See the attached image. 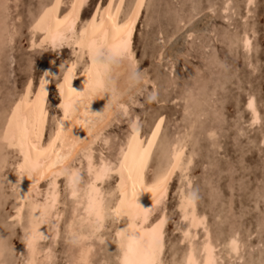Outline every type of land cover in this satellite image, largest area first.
<instances>
[{"label":"rangeland","instance_id":"rangeland-1","mask_svg":"<svg viewBox=\"0 0 264 264\" xmlns=\"http://www.w3.org/2000/svg\"><path fill=\"white\" fill-rule=\"evenodd\" d=\"M51 1L0 0V125L30 84L34 91L47 61L52 60L58 69L50 76L44 100V143L52 136L59 114L56 85L74 57L71 46H39L41 35L32 33L33 20ZM109 1L89 0L80 11L76 31ZM122 2L125 15L133 0ZM70 6L71 0H63L60 16ZM245 35L247 48L242 42ZM131 51L136 79L123 96L125 110L114 115L93 146L95 160L115 162L133 120L139 126L140 144L158 127L144 173L146 181H153L164 167V148L171 142H183V155L191 158L184 181L190 186H183L205 219L193 244L199 247L209 233L217 264H264V0H145ZM84 60L75 68L72 86ZM250 99L258 119L254 123L247 107ZM0 160V264H25L28 249L23 245L22 228L27 209L23 207L20 220L15 217L20 201L13 168L18 157L1 140ZM73 166L79 169V185H83L88 179L84 162L77 160ZM179 175L178 171L173 174L168 195L151 218L155 220L161 212L166 215L161 264H181L188 246L181 241L187 221L177 208ZM115 180V175L108 177L103 189L110 190ZM48 182L39 184L33 200H44ZM57 188L61 216L57 223L50 219L44 229L48 235L37 244L36 264H81L77 250L88 244L92 255L87 264H116L112 232L123 220L108 217L99 237L80 239L77 231L84 227L81 232L85 233L88 227L73 218L76 234H69L68 222L77 206L67 195L64 177L57 180ZM231 238L238 244L235 254L228 247Z\"/></svg>","mask_w":264,"mask_h":264},{"label":"bare ground","instance_id":"bare-ground-1","mask_svg":"<svg viewBox=\"0 0 264 264\" xmlns=\"http://www.w3.org/2000/svg\"><path fill=\"white\" fill-rule=\"evenodd\" d=\"M88 1L71 0L67 13L60 16L63 0H52L31 25L32 33L41 35L37 45L46 44L52 48L69 45L73 49L71 52L73 60L71 63L68 62L70 64L56 85L59 114L54 119L50 139L43 142V118L46 117L44 100L50 76L58 69V64L52 60L47 61V67L34 91L30 84L23 92V96H20L12 107L10 106L7 116L0 125L1 142L6 148L13 147L18 157L13 168V174L18 179L17 200L20 201L15 209V217L20 220L23 207L27 209L26 226L22 228L23 245L28 249L25 264H36L35 259L39 254L37 244L48 235L44 229L50 219L57 223L61 216V211L57 209L59 204L57 180L60 177H64L67 195L77 206L73 209V215L68 222L69 234L75 233L73 218L78 219L80 226L88 227L85 233L81 232L84 227L77 231L80 239L99 237L98 234L108 217L113 221L123 220L112 232L113 242L116 244V257L114 256L116 264H121L123 256L118 233L122 230L131 232L133 228L140 230L137 232L138 235L142 231L155 237L156 264H161L166 215L161 212L155 220L151 221V218L166 199L170 180L176 171L180 173L177 208L181 218L187 221L181 241H187L188 246L181 264H217L215 247L209 240V233H205L199 247L192 242L196 237V230L204 226L205 219L197 213L192 193L186 192L183 186L191 163V158L183 155V142H171L164 148L162 154L165 164L163 163L164 167H160L153 181H146L144 173L157 140L155 128L158 127L151 129L145 142L140 144L139 126L136 120H133L115 162L94 158L93 146L109 126L114 115L120 110H125L126 101L123 96L136 79L134 78L136 64L131 43L145 0H133L125 15L122 0H110L109 4L113 5L111 8L108 4L94 15L95 21L93 16L76 31L80 11ZM58 21L61 22L59 25ZM86 30L87 34L81 36ZM242 42L244 47H249L248 36L245 35ZM94 57L101 60L102 65L94 66ZM83 58L85 60L83 68L81 67L82 71L72 86L75 68ZM98 73H102V76ZM247 107L252 112V122H257L252 99L248 101ZM77 160L84 162L88 176L82 186L79 185V169L73 166ZM111 175L116 176L115 184L110 190H105L102 185ZM44 180H49L44 200L41 202L38 199L33 200L32 193L36 192ZM184 185L189 187L190 182L187 181ZM56 228L54 225L53 229L57 232ZM88 246L77 250L80 251L76 255L81 264H87L88 255L91 254ZM228 247L235 254L238 250L236 239L231 238Z\"/></svg>","mask_w":264,"mask_h":264},{"label":"snow or ice","instance_id":"snow-or-ice-1","mask_svg":"<svg viewBox=\"0 0 264 264\" xmlns=\"http://www.w3.org/2000/svg\"><path fill=\"white\" fill-rule=\"evenodd\" d=\"M113 5L109 4V8ZM75 8V5H73ZM67 17L65 18V21ZM96 20V17H93V21ZM61 22L58 21V25ZM87 34V30L81 33V36H85ZM101 60H97L96 57L93 58L94 66L97 64L102 65ZM98 75L102 76V73H98ZM67 115V113H66ZM155 136V133H153ZM133 196H135V191L133 190ZM123 203V201H122ZM140 231L138 229L133 228L131 232L127 230H122L118 233L120 236V249L123 253L121 264H156L155 259V237L151 236L147 233L137 234ZM154 231V230H153Z\"/></svg>","mask_w":264,"mask_h":264}]
</instances>
